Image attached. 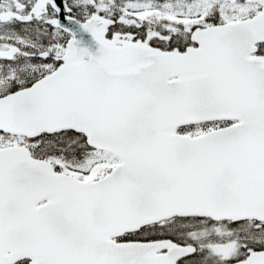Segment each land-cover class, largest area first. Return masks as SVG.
<instances>
[{
  "label": "snow or ice",
  "instance_id": "1",
  "mask_svg": "<svg viewBox=\"0 0 264 264\" xmlns=\"http://www.w3.org/2000/svg\"><path fill=\"white\" fill-rule=\"evenodd\" d=\"M0 264H264V0H0Z\"/></svg>",
  "mask_w": 264,
  "mask_h": 264
}]
</instances>
